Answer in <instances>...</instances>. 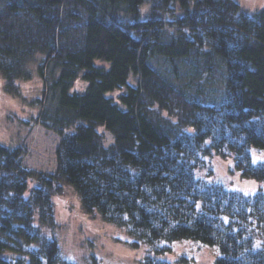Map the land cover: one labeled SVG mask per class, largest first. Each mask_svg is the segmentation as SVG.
<instances>
[{
  "label": "trees",
  "instance_id": "1",
  "mask_svg": "<svg viewBox=\"0 0 264 264\" xmlns=\"http://www.w3.org/2000/svg\"><path fill=\"white\" fill-rule=\"evenodd\" d=\"M33 61L43 82L36 123L61 135L57 169L33 174L23 147L0 145V264H76L44 232L64 185L86 212L157 253L168 251L161 242L196 240L219 247L215 264H264V192L195 175L216 153L264 182V162L250 153L264 150V9L244 13L235 0H0L7 91L19 94Z\"/></svg>",
  "mask_w": 264,
  "mask_h": 264
},
{
  "label": "rangeland",
  "instance_id": "2",
  "mask_svg": "<svg viewBox=\"0 0 264 264\" xmlns=\"http://www.w3.org/2000/svg\"><path fill=\"white\" fill-rule=\"evenodd\" d=\"M244 13L255 14L264 9V0H235ZM151 2H146L144 11L149 10ZM40 58V57H38ZM30 68L34 74L29 80L16 82L17 93L7 91L6 82L0 75V145L14 149L23 147L25 157L23 166L34 173L54 174L57 169L56 151L61 135L36 123L40 105L43 82L37 73L36 61ZM132 83L135 78L132 77ZM79 90L87 87L83 82ZM15 87V86H14ZM71 131H74L72 129ZM106 146L113 141V135L105 127H99ZM189 128L188 132H192ZM254 163L264 162V150L251 147ZM206 165L195 171L197 178L222 185L230 191L244 195L264 192V182L246 178L235 164V157H222L212 153L205 158ZM34 182H29V190ZM54 227H46L48 237L59 243L62 256L76 264H142L147 256L159 258L170 264H215L222 256L218 246H211L196 240L161 242L159 246L168 247L165 253L154 249L132 237L126 228L105 222L97 213L84 210L81 197L70 185L63 186V193L53 198ZM258 246L262 241L257 240Z\"/></svg>",
  "mask_w": 264,
  "mask_h": 264
}]
</instances>
